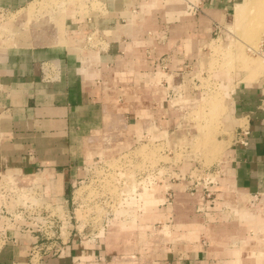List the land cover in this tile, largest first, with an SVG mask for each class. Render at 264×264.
<instances>
[{
	"label": "crops",
	"instance_id": "0c3cea01",
	"mask_svg": "<svg viewBox=\"0 0 264 264\" xmlns=\"http://www.w3.org/2000/svg\"><path fill=\"white\" fill-rule=\"evenodd\" d=\"M35 1L0 0L18 14L14 42L0 40V178L39 175L47 191L68 197L66 179L79 178L100 148L131 147L146 120L161 131L174 127L172 84L195 66L207 19L239 0H184L201 7L199 18L177 14V0H96L81 13H28ZM228 107V127L248 128L247 144L230 143L206 201L176 184L171 206L151 208L170 237L157 251L125 228L89 246L73 239L38 264H264V86H236ZM8 232L15 239L0 264H30L32 236L15 226Z\"/></svg>",
	"mask_w": 264,
	"mask_h": 264
},
{
	"label": "rangeland",
	"instance_id": "374dc122",
	"mask_svg": "<svg viewBox=\"0 0 264 264\" xmlns=\"http://www.w3.org/2000/svg\"><path fill=\"white\" fill-rule=\"evenodd\" d=\"M177 1L180 2L175 6L177 14L183 13L186 16L199 18L201 7L198 8L196 4L184 0ZM256 1L239 0L228 11L224 12V15L207 19L208 35L203 42L204 49L200 51L195 66L190 74L184 76L183 80L180 79L177 83L172 84L174 88L171 92L170 105H175L178 108L177 114L173 117L174 127L169 131H161L153 121L146 120L143 121V124L144 126L146 124L147 135L141 137L131 147L121 149L117 148L116 143H114L109 148H100L97 151V154L100 155L98 157H101L105 166L99 167V164L94 172H109L115 180L110 186L113 191L125 189V184H122V180H125V151L134 146V153L151 162L148 164H155L153 162L157 163L159 160L165 161H161L162 172L164 173L166 168L172 170L173 174L176 175V180L168 181V183L163 182L162 186L156 187L153 195L146 192V196L144 194L145 200L142 201L145 204L141 206V211L130 213L126 220L125 202L123 203L124 207H122V203L117 201L118 197L113 199V211L108 216L109 218L103 216L107 212L103 207L94 208L97 205L94 198L97 197L99 201H103L99 192L96 191L106 188L104 183L107 179L102 183L85 180L84 183L80 184L82 186L80 188L76 184L74 189L80 191L79 194H83L81 201L78 202L79 204L82 203V207L75 211V215L81 224L79 229L83 228L82 225L89 221V218H92L93 223L99 228H101L100 223L103 220L105 223V220L108 219L109 226L105 229L103 237L111 232L120 233L126 228L131 237H141L150 251H157L160 241L164 242L170 239L166 229L162 231V228L166 227L165 223L156 219L150 212L159 202L163 203L168 196L157 197L155 194L159 190L163 191V187L169 183L172 187L176 184L184 188L187 185L193 187L192 195L197 191L201 192L199 173L204 168L213 167L216 164L221 166L222 156L232 142L233 131L230 130L226 121L229 113V99L235 87L239 85L264 86V30L250 18ZM239 3L240 5L243 3L241 6L244 7L241 20L235 16V8ZM96 4V0H37L25 10L29 13L37 9L42 12L44 9L57 11L63 7H67L66 9L70 7L81 13L86 12L89 6L95 7ZM49 6L52 9H47ZM10 13L0 7V40L3 43H12L14 42L13 39L15 40L16 33L12 34V32L16 29L13 30L10 23L18 14L9 15ZM256 30L254 36L249 35L250 32ZM185 93H188L187 98L183 96ZM228 96L230 97L227 99ZM157 138L159 140L154 141ZM97 139L99 140V138ZM92 156L94 155L90 154L89 159ZM140 164L139 162L138 166ZM31 176L35 177L34 174ZM82 176L83 172H81L80 177ZM73 179L70 180L69 178L65 181V188L68 193L72 189L70 183ZM39 180L43 183L46 191L45 203L48 204V207L53 202L57 203L59 200H63L58 198H67L68 194L58 196L55 194L57 191L53 192V189L47 191L42 177ZM92 198L93 203L90 201ZM173 198L170 204L162 205L171 206ZM201 200L200 196L202 203ZM87 228L89 227H85L83 231ZM23 234L28 235V232ZM90 244L92 242L82 243L84 246ZM29 248L30 243H28L25 251L28 252Z\"/></svg>",
	"mask_w": 264,
	"mask_h": 264
},
{
	"label": "built area",
	"instance_id": "2783aa9c",
	"mask_svg": "<svg viewBox=\"0 0 264 264\" xmlns=\"http://www.w3.org/2000/svg\"><path fill=\"white\" fill-rule=\"evenodd\" d=\"M161 64L163 67L166 66L165 58L161 60ZM248 133V128L240 127L237 131H233L232 142L246 145ZM146 135L147 132L143 131L142 137ZM158 140L159 138L154 139V141ZM134 149L135 146L125 151V180H122L125 189L113 191L110 186L115 180L109 172H94L99 164V167L105 166L101 157H95L91 162L81 166L83 176L73 179L70 183L72 189L69 196L66 199L63 197V200H59L57 203L53 202L49 207L45 203L46 191L43 183L39 180L40 176H35L26 184L5 181L0 178V252L5 246L14 242L15 237L8 232L14 226L21 233L28 232L32 236L28 250L30 264H38L44 259L57 256L65 244L73 241V239L77 243H95L101 239L105 229L109 226L108 219L105 220V223L104 220L100 223L101 228L93 223L92 218L84 222L82 229L78 228L81 227V224L75 215V211L82 207V203L79 204L78 202L81 201L83 194L80 193L76 196L77 189L74 187L76 184L79 185V188L82 187L80 184L84 183L85 180L102 183L107 179L104 183L106 188L96 191L99 192L103 201H99L97 197L94 198L95 203H97L94 208L101 206L107 211L103 215L104 217H108L113 211V199L117 197V201L122 203V207H124L123 203L125 202V220L130 213L141 211V206L144 205V202L142 203L144 192H150L153 195L156 187L162 186L163 182L168 183V181L176 180V175L167 168L164 173L162 172L161 161L163 160H159L157 163L153 162L155 164H148L151 162L134 153ZM139 162L141 163L140 166H138ZM220 174L221 167L219 164L204 168L199 173L198 179L201 180V199L203 202L211 197V187L217 184ZM185 189L190 193L193 191V187L188 185ZM162 194L168 197L161 204H170L174 196L171 183L163 187ZM92 200L93 198L90 201ZM85 227L89 228L83 231Z\"/></svg>",
	"mask_w": 264,
	"mask_h": 264
},
{
	"label": "bare ground",
	"instance_id": "6f19581e",
	"mask_svg": "<svg viewBox=\"0 0 264 264\" xmlns=\"http://www.w3.org/2000/svg\"><path fill=\"white\" fill-rule=\"evenodd\" d=\"M37 1V0H36ZM248 1V0H247ZM250 2V1H249ZM255 2V1H254ZM33 3H35V2H33ZM32 3V4H33ZM244 3V2H243ZM243 3L241 4V5H243ZM248 3V2H247ZM250 4H251V2H250ZM240 5V3L238 4V5H236V8H235V16H236V18H241L242 17V15H243V13H244V11H243V8H242V6ZM252 6V5H251ZM253 8V7H252ZM246 14H247V12H245ZM248 15V14H247ZM246 16V15H245ZM244 16V17H245ZM251 17L250 18H252L253 19V21L257 24V25H259L263 30H264V0H257L256 1V5H255V7H254V10H253V12L251 13V15H250ZM247 17V16H246ZM241 20V19H240ZM250 31V30H249ZM257 32V30L256 31H252V32H250V34L249 35H252V36H254L253 34H255ZM256 36V35H255ZM252 48V47H251ZM29 176H31V175H15V176H7V177H5V178H2L3 180H5V181H11V182H20V183H22V184H26L27 182L29 183L31 180H33V178L34 177H29ZM19 178V179H18ZM78 190H76V196L79 194V192L80 191H78ZM146 192H144V194H145ZM144 194H143V196H144Z\"/></svg>",
	"mask_w": 264,
	"mask_h": 264
}]
</instances>
